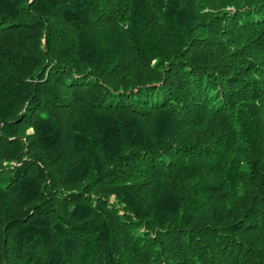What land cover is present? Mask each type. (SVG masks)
<instances>
[{"label":"trees","instance_id":"16d2710c","mask_svg":"<svg viewBox=\"0 0 264 264\" xmlns=\"http://www.w3.org/2000/svg\"><path fill=\"white\" fill-rule=\"evenodd\" d=\"M0 264H264V0H0Z\"/></svg>","mask_w":264,"mask_h":264}]
</instances>
